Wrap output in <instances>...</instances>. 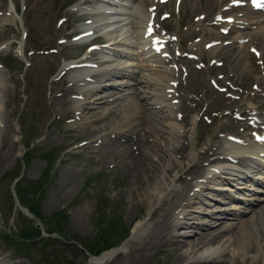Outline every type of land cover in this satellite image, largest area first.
I'll list each match as a JSON object with an SVG mask.
<instances>
[{"label": "rangeland", "instance_id": "1", "mask_svg": "<svg viewBox=\"0 0 264 264\" xmlns=\"http://www.w3.org/2000/svg\"><path fill=\"white\" fill-rule=\"evenodd\" d=\"M10 1L17 11V15L14 16L11 12L10 16H0V41L3 33L9 30L13 33H19L23 27L27 29L28 36L25 42H21V47L23 46L25 50L31 48L34 50L41 49L42 45L45 44H51L50 46L53 47L55 39L59 36V32L56 33L53 22L57 16L62 15L65 11L64 7L70 4L72 0H61L60 4L57 3L59 0H28L29 7L24 11L20 9V0ZM8 3L10 2L0 0V10L6 9ZM181 8V17L186 19L184 23H181L183 25H186L188 17L191 14L194 15L199 11L198 9L192 10L194 7L188 4L185 5V3H183ZM190 19L192 20L193 18ZM66 29L71 30L69 25ZM207 36L208 34H205L202 40L203 38L206 39ZM75 47L71 49L64 48L62 54L69 51V55L73 56V52H77ZM12 52H14V49L10 47V49L0 53V59L9 69H12L6 76L0 78V86H3V91L5 92L4 95L2 94L4 99H2V103L0 104V118L2 119H0V122H2L0 123L2 125L0 126V210H3L2 214L0 212V220L3 219L2 221L7 222V228L14 230L15 224L18 223L16 211L17 209L21 210L17 202L10 208L7 202L8 190L12 193L14 192L13 185L21 176L23 178L17 181V183L22 184L25 181L26 183L31 181L37 183L40 179L44 180L45 177L41 173L48 166L50 171L45 182L42 183V193L39 203H41L44 216L49 218L53 212L64 210L66 219L62 224L66 227V237L68 233L70 235H77L80 240L91 238L98 230L97 224L99 222L102 223L100 219L101 215H96L95 213L97 207L103 201L105 204V214H108L107 212L111 210L110 213L120 220L119 223H122L121 225L131 228L137 221L145 223L142 232H140V237H137L126 249L116 254L112 260H108L104 264H128L129 262L131 264H224V261H227L229 264H241L238 262L240 257L239 260L237 259L238 257H233L235 256L233 252L236 253V251H229L230 254L226 256L225 254H221L218 257H212V263L195 262L193 260L202 255L203 251L206 250L205 247L198 252H193L192 249L191 252L188 248L190 246H183V239L173 237L170 227L166 230L165 226L160 227L157 233L153 231L158 224L156 223L157 219H159L157 221L159 224L161 221L163 225L167 221L169 222V226L172 224V210L177 207L179 202L177 205L174 203L171 206V203L168 204L166 201L176 194V192L174 194L165 193L162 197L153 199L147 197V190L153 188V184L157 182L156 179L162 174L163 169L161 167L162 163H159L157 154H155L157 148L154 144L156 142L150 135L146 136L143 134V126L138 127L137 123L140 121V117L138 115L133 117L134 109L130 110V117L132 119L128 122L119 114V111L123 108L119 105H115L114 103L105 105L99 102L98 104L89 103L86 106L83 104L82 106L90 107L91 110L85 109L81 113H77V120L74 123L65 124V119L72 117L73 109L69 105H59L56 102V98L59 97L57 94L63 89L61 84L54 83L49 88L52 90V94H50V91L48 93L47 89V77L53 75L58 70L60 56L44 55V53L39 54L37 52H34L30 57L23 55L24 60L30 61L32 66L29 70L23 69L25 73L21 81L18 76L21 69L18 66V60ZM218 53L222 54L223 50L217 51V56L220 58ZM4 54H7V56H4ZM69 55L65 56L69 57ZM19 62L20 64L22 63L20 60ZM231 69V64L227 63L224 64L222 69L216 68L214 79H219L217 76L223 74L225 75L224 79H220L219 81H222V85H227L228 82L224 84V80L226 77L230 78L228 74ZM0 70L6 72L4 68H0ZM206 76L213 77L209 71L207 73L203 71L187 77V82H190L189 97L192 96V98L188 97L187 101L191 99L196 100L194 95L201 99V105L199 101H195L197 105L194 108H190V104H188L189 106L186 105V108H189L190 114L196 110L199 111L200 107L210 100L213 104H207L209 108L208 112L210 110L216 111V109L221 111L223 105V107H226L230 103L226 102L230 100L227 96L213 89ZM230 85L234 84L230 83ZM245 85L247 84L243 83L240 87L238 86L236 90L237 95L240 94V90H243ZM247 86H250V83ZM18 87L19 89H17ZM124 111L126 110L124 109ZM191 116H195V114ZM186 125L187 122H184L180 126L184 127ZM163 126L168 132L171 131L170 126L165 125V121ZM106 130L111 135H115V137L109 138V133H105ZM239 130V126L230 117L226 121L224 118L222 119L218 116L211 123L206 122V124H203L202 120H198L196 130L191 134L190 140H187L189 139L187 137L185 141L181 139L180 143H178L177 146L182 147V149L180 150V154L175 153V157L178 158L181 155H186L190 150H198V146H209L212 140L216 139L217 132L233 131L238 134ZM101 133H105L102 137L104 143H101L97 147H94L93 144L92 149L90 148V144L78 147V149H73L71 153L66 154L69 146L77 143L78 140L85 138L96 139L101 136ZM37 136L40 137L35 139ZM121 138L126 140L128 138L134 139L131 144H128L129 149L124 147L123 144H126V142L120 141ZM152 139L153 142H151ZM25 140L30 141L31 144L28 145L29 143H25ZM191 143L192 146L194 144L192 149L190 147ZM35 145L39 147L32 148ZM4 146L10 147V149L2 155ZM26 147L29 149H27L28 152ZM43 148L58 149L62 153L58 154L55 161L46 163L43 157L49 156L50 153L47 155L46 153H42L46 151H42L41 149ZM124 150H135L137 155L142 159L141 166L133 172L127 169V160L124 158V155L127 153H124ZM205 158L207 157H201L202 160ZM155 161L158 162V166H153ZM173 166L175 167L172 168L173 170L169 173L168 177L176 179V189H180L183 182L190 180L189 176H187L190 173L188 171H192V169L196 170V173L201 171V168L195 167L190 160H186V162L183 160L181 165L175 164ZM188 167H191V169L186 171ZM15 172H19L20 174L13 180ZM184 188H186V191L178 197L177 201L184 199L183 196L187 194L188 186ZM166 194L169 195V198L165 200ZM189 200L192 202L189 209L193 211L199 210V205H194L192 198ZM231 221L223 219L222 223H226L224 225L228 226ZM240 222L241 220H235L232 225L239 226ZM0 226L3 228L1 224ZM5 230L7 229L5 228ZM234 234L235 232H232L223 237L230 236L231 238ZM242 234L243 232L239 235ZM145 238H149V242L151 239H154L155 245L149 250L147 255L141 256L139 254L140 245L138 241ZM222 242L226 241L222 238L219 244L216 243L214 245H221ZM63 250L65 251L64 253H69V249L64 248ZM185 251H190L191 254L183 255ZM256 252H247L244 264H250L249 260L251 258L256 260L259 256L255 255ZM14 254L10 247L7 249L0 242V264L4 262L7 264L11 261L19 262L20 260L19 264H27L21 256H15ZM189 254L190 256H188ZM180 255L182 256L176 262L175 258ZM83 256V254L72 253V257H74L77 263H84L85 258ZM48 260L50 263L53 261L52 257ZM41 264H45V262H41Z\"/></svg>", "mask_w": 264, "mask_h": 264}, {"label": "bare ground", "instance_id": "2", "mask_svg": "<svg viewBox=\"0 0 264 264\" xmlns=\"http://www.w3.org/2000/svg\"><path fill=\"white\" fill-rule=\"evenodd\" d=\"M200 1H201V3H203V1L207 2V0H193L192 4H194L196 2H200ZM141 12L142 11L139 10V8H138L137 13L141 14ZM137 18H139L138 15H137L136 19ZM120 21H123V19L122 20L120 19ZM132 28L134 29V26ZM214 39H217V38H214ZM212 52H214V48L211 51H209V53H212ZM110 57H111L110 54H106L105 55L106 60L96 61V62L99 65L101 64V62L106 63V61L109 60ZM152 57H154V56H152ZM236 57L237 56H235V58ZM240 57H241L240 58L241 59L240 65L237 66L236 69H234L235 66H233V69L230 71V73H231L230 76L241 75V79L246 81L247 76L249 77L251 75V71H253L255 68L253 66H251V64H249L246 54H240ZM154 58H156V60H158V56L154 57ZM218 60H220V59H218ZM78 61H81V60H78ZM161 61H163V60H161ZM246 65H247V67H245ZM121 67L125 68V66H122V65H121ZM89 70H90L89 68L88 69L86 68V69L82 70V73L78 72L75 74L74 77L70 76L72 82L70 83V86H67L65 93L67 94L69 91H72L71 94H73L75 96L78 94H81V96L83 97L84 95H87V93H89L90 90H91L90 91L91 94L96 95L95 91L106 90V89L110 88V87L104 88L105 85L110 86L109 83L111 81H110V78L108 79L109 76L108 77L104 76V75L98 76V74L96 75V78L98 79L97 81L99 83L97 85V87H91V88L85 87L86 85H89V83L86 81L87 80L86 76H89L87 73V72H89ZM128 71L130 73L134 74L132 70H128ZM134 76L137 78V80H136L137 83L141 82L140 85H129V87L126 89L128 92L122 93V94H124V96L136 95L138 97L139 101L134 102V99L133 100L130 99V101H128V102H125V101L120 102L118 105L123 107V108L119 111V114L122 113V111L123 112L128 111L130 108H133V107L137 108L138 109L137 114L141 118L140 119L141 120L140 121L141 126L145 125L146 127L148 126L150 129L149 131L145 132V135L146 134L150 135L156 142L154 144V146L157 148V150H155V154H157V159L159 160V163H162L161 167L163 169V172L160 176L157 177V179H156L157 182H155V184H153V188H149V190H147L148 191L147 197H149L150 199H153L156 197H162V195L165 193H167V194L172 193L171 191L174 190L175 188L171 184L175 183V180L172 179L173 177H168V175L173 170L172 168L175 167L173 165H175V164L181 165V163H183V160L186 162V160H190L192 158V155L194 154L193 151L188 152L186 155H181L178 158L175 157V153L180 154V150L182 149V147H178L177 145L181 139L185 140L188 137L189 139H187V140H190V137H191L190 135L193 131L194 120L191 119L190 126L188 128H185V130L180 134L179 130L181 129V126H179V123L177 122L179 119L178 117L180 115H178L177 112H179L178 108L183 106L182 104H180L181 99L179 98V96L177 94H174V92L177 89H174L171 97H168L169 94L165 90L166 88H168L167 82L172 81V80H176V78L165 79L164 82H166V84H164V82H163L159 88L158 87L159 85L157 84L159 82H155V79L151 76V74L149 75L147 73L145 74L142 72L141 74H134ZM101 77L104 80H102ZM243 83H240L239 86L242 85ZM169 86L172 87L173 85L172 86L169 85ZM111 88H117V86L114 85V87H111ZM123 88H126V87H123ZM121 91H123V90H121ZM151 92H154V93L158 92L161 94V96L156 98V96L152 95ZM163 97H164V99H163ZM148 98H150L149 103L145 104V100ZM175 98H176V100H174ZM2 99H4V97H0V104L2 103ZM69 99H70V101L67 100V102H66L67 105L74 104L76 106H82V104L79 102L78 98H76V99L69 98ZM178 99H179V101H178ZM56 101L59 105L61 103L64 104L62 99L57 98ZM143 101H144V103H143ZM142 103H143V106H140V105H142ZM183 104H184V101H183ZM162 105H163V107L161 108ZM150 106L152 108L160 109V113L156 114L155 109L152 111L147 110ZM77 109L78 108H76V110ZM124 109L126 111H124ZM127 116H130V115H127V114L123 115V117H127ZM179 120L183 121L184 116ZM164 121H165V125L170 126V130H171L170 132L165 130V128L163 126ZM0 123H2V122H0ZM0 126H2V125H0ZM129 142H131V139L126 140V144H123L126 149H129V147H128ZM224 142L226 145H232L234 147L232 149L233 151L238 150L236 148H239V146L237 144L230 143L231 141H229V140L228 141L224 140ZM9 149H10V147L4 146V148L2 149V155L4 153H7L9 151ZM122 152H123V150H122ZM122 152H121V154H122ZM109 153H110V151H109ZM124 153H127L124 155V158H125V160H127L126 165H127V169L129 171L133 172V171H135V169H137L141 166V164H142L141 160L142 159L139 155H137L135 150H132V151L131 150H129V151L124 150ZM154 155H152V156H154ZM155 162L153 163V166L154 165L158 166L159 165L158 162H156V163ZM210 171L211 170L208 169L206 174L208 175ZM211 175L213 176L212 173H211ZM149 183H151V182H149ZM189 183H190L189 181L183 182L181 184L180 189H178V188L176 189L177 190L176 194H174L170 198H169V195L166 194L165 200L167 198H169L166 200L167 203L168 204L171 203V206L174 203H175V205H177V203L179 202V201H177L178 197L183 195L182 193L186 191L184 187H187L189 185ZM182 185H183V187H182ZM166 206H167V204H166ZM258 207H259V205H257V208ZM262 208H263V206L261 205L260 211L255 210V213H253V216H249L248 218H245L239 226L230 228V227H227L226 225H224L225 223H222V220L219 221L218 219L212 218V217L210 219H207L208 215H204V214H208L209 211L205 210V208H202L199 211H193V212L188 211L187 212V211H185L187 208L180 207V210L178 211L177 216L179 214L182 215V218L183 219L185 218V221H187L189 223L188 225H190L188 228L192 229L191 231H189V233H187L185 235L180 234V236L183 238V243H184L183 246H190L188 248L190 249V251L193 249L192 250L193 252H198L199 250L203 249V247H205V248L208 247L207 250L211 249L210 252L206 250L207 252L205 254L198 256V258H202L204 260L203 262H206V263L211 262L212 257L215 258V257L220 256L221 254H225V256H226V255L230 254L229 251H236V253L233 252V255H235L233 257H238L237 258L238 260L240 257V260L238 262H240L241 264H244V262L246 261L245 255L247 254V252L249 253V252L257 251L255 253V255H259V256L257 257L256 260H254V258H251V260H249L251 262L250 264H264V209H262ZM169 210H170V208H169ZM172 215L175 218V215L174 214H172ZM194 217L197 218L198 220L200 219L201 222H199V223L197 222L193 226V224L192 225L190 224L189 220L193 219ZM157 221H159V219H157ZM157 221H156V223H158V224L156 226V229L153 230L154 232L156 231L155 233H157V231L160 229V227L165 226L166 227L165 230L168 228V226H169L168 221H167V223H165V225H163L161 223L162 221L160 222V224ZM174 222H177V218L175 219ZM144 224L145 223L142 221L135 222V225L132 226V228H131V235L132 236L128 240L125 241V243L122 245L123 248L125 246H128L129 244H131V242H134L137 237H140V235H141L140 232H142ZM167 224H168V226H167ZM178 224H179V222L176 223L177 226H178ZM232 232H235V234L232 235L231 238H230V236L223 237L226 234H231ZM241 232H243V234L239 235ZM222 238L226 242H222L221 245H214L216 243L219 244L220 240ZM149 240H150L149 238H147V239L145 238V239L138 241V243L140 245L139 254L141 256L147 255L149 250H151L154 247L155 240L151 239L150 242H149ZM138 243H137V245H138ZM185 249H187V248H185ZM190 251L189 252L185 251L183 253V255H187L188 253L191 254L192 251L191 252ZM190 254L188 256H190ZM114 255L115 254H113L112 252L105 253L100 258H94V259L89 260L88 264H101V263L105 262V260L112 259L113 258L112 256H114ZM181 256L182 255L177 256L175 258V261L178 262L179 258ZM188 256H187V258H188ZM252 257H254V256H252ZM4 263H2V264H4ZM223 263L229 264L227 261H224ZM128 264H131V262H129Z\"/></svg>", "mask_w": 264, "mask_h": 264}, {"label": "trees", "instance_id": "3", "mask_svg": "<svg viewBox=\"0 0 264 264\" xmlns=\"http://www.w3.org/2000/svg\"><path fill=\"white\" fill-rule=\"evenodd\" d=\"M32 189H34V191H38V189H40V186H32ZM100 203V202H99ZM105 204L104 201L102 202V204H99V206L97 207V211H96V215H101V220L103 221L105 218V214H104V208ZM28 207L31 208V210L39 217L40 216V210L39 207H37V205L34 203L33 199L32 202L31 200H28ZM108 221L106 223L107 226L103 225L102 228H100L98 235L95 237L96 240L95 243L90 244V250L92 253L94 252H99L100 250L104 249L105 247H110L113 245V243H115V239L120 240V238L125 237V235L128 232V227L125 225H121L122 223H119V219L117 217H108L106 215ZM66 219V214H64V212H59V214H55L52 216V218H50V222H46V228H48V230H55L58 231L60 230V227H58V221L59 219ZM25 237L26 238H31L33 236H35L36 230L33 229L30 225L26 226L25 228ZM103 242L101 247H98V245H100ZM59 250L57 249L56 254H53L51 256H53V259L57 262L59 259L57 257V255H59ZM56 264V263H55ZM61 264V263H59ZM70 264H73L72 261L70 260Z\"/></svg>", "mask_w": 264, "mask_h": 264}, {"label": "snow or ice", "instance_id": "4", "mask_svg": "<svg viewBox=\"0 0 264 264\" xmlns=\"http://www.w3.org/2000/svg\"><path fill=\"white\" fill-rule=\"evenodd\" d=\"M257 6H259V4H257Z\"/></svg>", "mask_w": 264, "mask_h": 264}]
</instances>
